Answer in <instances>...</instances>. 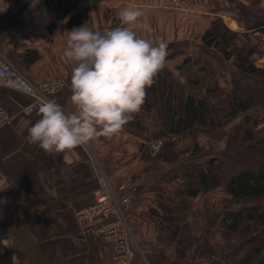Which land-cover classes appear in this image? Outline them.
<instances>
[{
    "label": "crops",
    "instance_id": "obj_1",
    "mask_svg": "<svg viewBox=\"0 0 264 264\" xmlns=\"http://www.w3.org/2000/svg\"><path fill=\"white\" fill-rule=\"evenodd\" d=\"M236 1L181 0L172 7L166 0H95L100 7L104 4L119 8L118 11L125 7L141 9L143 16L138 23L145 27L125 26L139 35H177L180 40L183 35H197L200 19L207 23L218 16L230 28L244 30V19ZM260 3L264 6V0ZM83 5L96 6L80 0L78 6ZM37 8L34 13L31 9L24 10V0H0V51L5 57L13 50L21 54L27 49H36L41 55L46 51L43 47L47 38H52L53 48L60 37L67 36L45 35L52 31L66 32L65 22L57 20L49 29L48 25L54 21L52 14L38 0ZM40 14H43V23L36 18ZM91 15L90 11L87 23ZM40 25L45 30H39ZM260 48L264 50V38ZM196 50L197 47H190L185 57ZM201 55L194 64L214 71L209 54ZM41 60L42 57L30 64L31 72L28 71L35 83L41 80L37 74ZM213 77L223 88H230L227 77L223 78L224 82L215 74ZM32 101V96L0 85V107L11 116V121L0 128V186L4 196L0 248L10 255V264H111V245L91 232L102 220L80 224L74 215L76 209L93 202L103 174L113 186L128 183L130 187L125 217L134 240L130 249L131 264H211L210 258L223 249L225 242L217 224L211 220L218 213L203 218L197 209L198 198L207 197L208 193L189 200L191 207L184 222L189 225L193 240L179 263L175 262V241L169 240V231L156 215L163 214L158 203H168L183 188L184 173L206 161L187 154V160L177 165L152 164L142 158L139 143L143 140L127 129L111 139L100 137L62 153L48 154L25 139L27 129L40 118L38 105L30 113L23 112ZM60 105L66 113L75 110L70 96L61 99ZM143 114L152 115V112L138 115L140 126L148 127L142 124ZM156 125L154 130L159 128L157 122ZM203 137L200 135L197 139L201 148L202 140L207 139Z\"/></svg>",
    "mask_w": 264,
    "mask_h": 264
},
{
    "label": "trees",
    "instance_id": "obj_2",
    "mask_svg": "<svg viewBox=\"0 0 264 264\" xmlns=\"http://www.w3.org/2000/svg\"><path fill=\"white\" fill-rule=\"evenodd\" d=\"M38 1L54 18L49 29L57 20L65 22L66 32L87 24L86 15L74 11L80 0ZM246 1V8L235 2L244 27L264 38V6L260 0ZM200 38L204 46L216 50L240 72L264 80V69L258 68L254 59L255 55L264 56L260 48L262 39L252 44V35L230 28L221 17L212 19ZM19 57L28 66L40 55L36 49H27ZM176 69L186 78L188 88L198 91V95L174 85L158 73L153 85L146 89L141 110L128 122L129 127L140 134L142 144L149 139H164L155 158L173 165L180 152L175 150L179 139L190 137L191 143L185 151L193 156L202 150L197 142L199 134L219 139L224 126L236 120L237 123L227 136L222 155L213 156L185 172L183 188L170 197L168 203H158L163 211V214L156 213L160 224L169 231V240L175 241V262L185 257L193 240L189 225L184 222L190 210L189 200L213 188H221L230 196L231 204L213 221L218 218L226 243L210 258V263L264 264V128L259 127L264 123V87L232 77L230 88L225 89L212 78L213 71L191 65L190 57H185ZM140 112H153L159 128L154 131L142 128L138 119ZM142 158H151L146 149ZM0 264H8V255L1 248Z\"/></svg>",
    "mask_w": 264,
    "mask_h": 264
},
{
    "label": "clouds",
    "instance_id": "obj_3",
    "mask_svg": "<svg viewBox=\"0 0 264 264\" xmlns=\"http://www.w3.org/2000/svg\"><path fill=\"white\" fill-rule=\"evenodd\" d=\"M124 25L138 23L143 11L125 7L118 13ZM168 43L146 39L129 27L94 31L86 23L67 30L65 57L73 63L66 113L55 100L37 106L40 118L25 139L48 154H58L100 137L113 138L141 110L146 89L166 66Z\"/></svg>",
    "mask_w": 264,
    "mask_h": 264
},
{
    "label": "rangeland",
    "instance_id": "obj_4",
    "mask_svg": "<svg viewBox=\"0 0 264 264\" xmlns=\"http://www.w3.org/2000/svg\"><path fill=\"white\" fill-rule=\"evenodd\" d=\"M97 1H101V0H97ZM166 1L168 3H170L172 7L179 5L181 2V0H166ZM237 1L240 3L242 8L248 7V2L246 0H237ZM79 2H78V4H79ZM85 2L86 3L90 2L91 5H96V6H94V8H92V6L85 7L84 5L78 6V4H77L74 11L81 12L83 16L86 15L87 21H88V17H89L88 16L89 12L91 11L92 15H91V18L89 19L90 23L88 22L87 24H89L88 26H90V28L93 29L94 31H101L102 32L106 29L110 30V29L115 28V27H125L126 26L119 19V16L118 17L116 16V15H118L119 8H112V7L106 6L104 4H103V7H100L99 4H97L98 2L96 3L95 0H85ZM30 6H32V8ZM36 8H37V0H24V10L31 9L34 11V13H36L35 12ZM37 9H39V8H37ZM100 11H101V15H100ZM42 16H43V14L39 17L36 16V18L39 20V23H43V21H44ZM214 18H216V17L210 18L207 23L204 19H202V21L200 19L198 21V33H197V35H183L182 40H180L181 39V38H179L180 36H177V35H148V37H147V35H141L143 38L145 37L146 39L162 38L168 43V53L169 54L166 57V66L160 71V74L167 77L174 85L183 86L184 88H186V90L191 91L194 94L198 95V91H195V90L192 91L188 88V86L186 84L187 83L186 78L184 76L180 75L178 70L176 69V65L181 63L182 60L185 58L186 51L190 47L195 46V47H197V50L193 51L192 53L197 54V55H193V54L188 55V57H190L191 65L197 67L194 63L201 59V56H202L201 53H203V52L208 53L209 56L211 57L212 61L214 62V67H215L214 71H213V75H212L213 79H214V77H213L214 74H215V76L221 77L222 80L224 77H227V78H225V80L227 79V81L228 80L230 81L232 77H237V78H240L241 80L248 81V82L254 81L251 83L259 84L260 86L264 87V80H261V79L256 80V78H254L252 76H248L247 74L241 73L239 70H237L235 68V66L233 65V63L231 61H227L225 59L223 60L222 59L223 57L216 50H214L212 48H208V47L203 45L201 38H200L201 34L204 31V29L208 26L209 22ZM111 19H112V21H111ZM38 28H39V30H45L44 26H41V25L38 26ZM244 31H247V33H249V35H252V38H251L252 44H255L258 39H262L260 36L246 30L245 27H244V30H242L240 32H244ZM45 35H67V33L65 32V30L64 31L59 30V31H55V32L54 31L48 32ZM66 40H67V36L60 37V40L56 43L57 45H55L52 48V43H53L52 38H47L45 41L46 44L43 47V49L46 51H42L41 55L39 54L40 58L42 57V60L38 64L39 68H38L37 74L41 80L37 81V83H43L49 79H52V80L53 79L54 80L59 79V80H62L64 82L63 87H61L60 89H56V90H54V92L49 93L47 95L50 100H55L59 104L61 102V99L71 96V91H70V89H68V84L70 83L71 70H72V67L74 65L64 55V51L66 48ZM41 45H43V44H41ZM201 47L204 50H201L200 49ZM10 54H12V55H10ZM10 54L7 56H8L9 61L11 62V64L17 70H19L21 73H24L32 81V78L28 72V71H30V65L26 66L22 62L21 57H19V54L16 51L13 50V51H11ZM254 59H256V61H255L256 66L259 65L260 61L264 62V56L258 57L255 55ZM230 75H232V77H230ZM223 82H224V80H223ZM65 92L67 94H70V95L67 96L65 94ZM141 121H142L143 125L148 126V127H142V126L141 127L144 129L146 128L149 131H154V129L157 127L156 122L158 123L156 116L153 112H152V115L151 114H143L141 117ZM235 123H237V120L226 125V126H224L220 130L222 132L223 136L219 139H210L209 137H207L206 135H204L202 133L199 134L197 136V139L200 135H203L207 139L202 140L203 148H202L200 153L193 155L194 156L193 158H200V159H203V161H207L208 159H210L213 156L220 157L222 155L223 150H224V147H225V144L227 141V136L232 133V128H233ZM259 127L264 128V123L260 124ZM130 128L131 127H129V125L127 123L123 129L130 130L134 134H136L138 137L140 136V134L134 132V130H132V128L131 129ZM145 133L146 132H144L143 134H145ZM139 138L141 140V137H139ZM151 140H155V139H149L148 141L145 142V144H142V142H140L139 148L140 149L141 148L146 149V151L150 155L151 158L147 160L148 162H151L152 164L157 163V162L161 163L163 161L155 158V155L160 152L162 147H160L155 153L150 152L148 149V143ZM162 140L164 142V139H162ZM190 143H191L190 137H186V139L182 138V139H179L177 141V143L175 145L176 146L175 150H178V152L179 151L180 152L178 154V157L176 159L175 164H173V165H177L180 162L182 163L183 161L187 160L185 158L186 157L188 158V155L191 156L188 152L185 151L186 147H188L190 145ZM184 154H186V155H184ZM167 164L169 165L170 163H167ZM102 180L108 181L105 174L102 175ZM204 193H208L207 197H200L196 201V203L198 205L197 209L201 213L203 218H206L207 215H210V213H218L215 215V216H217V215H219V213L221 211H223L225 208L229 207L231 204L230 203V196L228 194H226L221 188H213L207 192H203L200 194H204ZM198 196H196V197H198ZM195 198H193V199H195ZM193 199H190V200H193ZM189 203H190V201H189ZM214 217L211 218L212 223L217 224L218 228L220 229V226L218 223L219 220L217 218L215 221H213ZM220 231H221V229H220Z\"/></svg>",
    "mask_w": 264,
    "mask_h": 264
},
{
    "label": "built area",
    "instance_id": "obj_5",
    "mask_svg": "<svg viewBox=\"0 0 264 264\" xmlns=\"http://www.w3.org/2000/svg\"><path fill=\"white\" fill-rule=\"evenodd\" d=\"M62 80L49 79L43 83L31 81L24 73L17 70L7 57L0 51V85L26 93L33 101L24 109L30 113L36 105L44 100H50L48 94L63 87ZM11 121L10 114L0 107V128ZM163 144L162 139L151 140L148 143L150 152L155 153ZM130 187L128 183L112 186L107 180H101L93 194L90 205L75 210L78 223L102 222L94 226L91 232L101 236L112 247L111 264H131V246L134 242L125 217L129 206Z\"/></svg>",
    "mask_w": 264,
    "mask_h": 264
},
{
    "label": "water",
    "instance_id": "obj_6",
    "mask_svg": "<svg viewBox=\"0 0 264 264\" xmlns=\"http://www.w3.org/2000/svg\"><path fill=\"white\" fill-rule=\"evenodd\" d=\"M257 67L261 68V69H264V62H260L259 65H257ZM3 205H4V196H3L2 188L0 186V220H1V217H2ZM8 264H10V255L8 256Z\"/></svg>",
    "mask_w": 264,
    "mask_h": 264
}]
</instances>
